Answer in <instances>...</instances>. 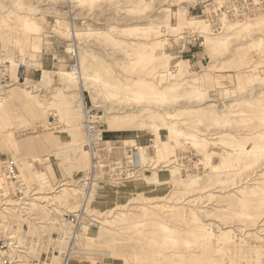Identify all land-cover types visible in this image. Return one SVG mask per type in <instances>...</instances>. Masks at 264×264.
Instances as JSON below:
<instances>
[{"label":"rangeland","instance_id":"1","mask_svg":"<svg viewBox=\"0 0 264 264\" xmlns=\"http://www.w3.org/2000/svg\"><path fill=\"white\" fill-rule=\"evenodd\" d=\"M1 98L19 264H264V0H0Z\"/></svg>","mask_w":264,"mask_h":264},{"label":"built area","instance_id":"2","mask_svg":"<svg viewBox=\"0 0 264 264\" xmlns=\"http://www.w3.org/2000/svg\"><path fill=\"white\" fill-rule=\"evenodd\" d=\"M83 113L88 132V140L92 142L91 132L94 125L90 122V115L86 104L83 105ZM2 171L7 181L11 184L14 195L19 196L18 199H23L25 197V190L16 163L13 160L6 161L2 166ZM0 219V264H19L22 252H24L23 248L19 246L15 237L12 234H8L3 228L5 221L1 217Z\"/></svg>","mask_w":264,"mask_h":264},{"label":"bare ground","instance_id":"3","mask_svg":"<svg viewBox=\"0 0 264 264\" xmlns=\"http://www.w3.org/2000/svg\"><path fill=\"white\" fill-rule=\"evenodd\" d=\"M254 1V0H253ZM251 2V1H250ZM251 5H253V4H251ZM76 32V31H75ZM35 46V45H34ZM155 46V45H154ZM159 47V46H158ZM79 54V53H78ZM83 56V55H82ZM79 58V57H78ZM80 58H82L81 56H80ZM86 58V57H85ZM83 59V58H82ZM85 60V59H84ZM84 60H82V61H84ZM79 61V60H78ZM81 61V60H80ZM14 62V61H13ZM85 62V61H84ZM84 62H83V64H84ZM87 62H89V61H87ZM152 63V64H156V62H155V59L154 58H149L148 59V62L147 63ZM78 63V62H77ZM87 65V64H86ZM157 65V64H156ZM94 66V65H93ZM89 67V66H88ZM92 67V66H91ZM86 68V67H85ZM95 68H97V67H95ZM98 68H99V66H98ZM80 69H81V67L80 68H78V67H73V69H72V71H69L68 73L69 74H73V73H76L77 74V70H79V72H80ZM90 69V68H89ZM99 72V71H98ZM96 73V72H95ZM86 74V73H85ZM100 74V73H99ZM91 75V74H90ZM97 75V74H96ZM98 76V75H97ZM136 82H138V83H140V85L142 86V84L143 83H145V81H143V80H137ZM134 84H135V81H134ZM146 84V83H145ZM136 88H138V87H136ZM147 87H145V89H146ZM141 89V88H140ZM144 89V88H143ZM155 97V96H154ZM7 100H9L8 98H7ZM2 104H3V98H1L0 99V109H3V107H2ZM155 166V165H154ZM126 176V175H125ZM192 201V200H191ZM169 237V236H168ZM173 239V238H172ZM168 240V239H167ZM167 240H166V242H167ZM170 241V240H169ZM173 243V242H172ZM160 263V262H159Z\"/></svg>","mask_w":264,"mask_h":264}]
</instances>
